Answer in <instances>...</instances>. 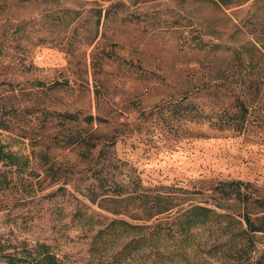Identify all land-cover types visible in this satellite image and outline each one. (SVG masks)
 Masks as SVG:
<instances>
[{"label": "rangeland", "instance_id": "rangeland-1", "mask_svg": "<svg viewBox=\"0 0 264 264\" xmlns=\"http://www.w3.org/2000/svg\"><path fill=\"white\" fill-rule=\"evenodd\" d=\"M227 1L0 0V138L30 159L0 162L1 244L124 264L114 220L167 230L200 206L217 215L173 261L239 263L218 230L264 216V0Z\"/></svg>", "mask_w": 264, "mask_h": 264}, {"label": "trees", "instance_id": "trees-1", "mask_svg": "<svg viewBox=\"0 0 264 264\" xmlns=\"http://www.w3.org/2000/svg\"><path fill=\"white\" fill-rule=\"evenodd\" d=\"M220 1H223L224 4L229 2L227 0ZM89 119L92 120L93 118L90 117ZM0 129L5 130L6 128L0 125ZM0 162H5L9 166L23 171L30 167V159L9 149V144L2 138H0ZM10 183L11 181L6 175L0 174V190L8 189ZM223 185L232 188L233 192L239 196L242 194V187H247L242 182L234 181L226 182ZM227 194L231 195L230 193ZM245 201L248 202V200ZM216 215L215 211L208 207L193 206L177 217L175 228L170 227L166 230L161 225H134L122 220H114L108 228L117 224L122 226L124 228L122 232L126 233L120 247L117 244L113 246L114 249H117L115 255L120 262L123 261L124 264H176L173 261L175 259L173 256L176 254L182 260L190 258L198 246L194 234L196 228L211 222ZM218 215L230 219V216ZM244 219L245 223L242 220L231 219L227 225L228 227L222 228L220 226L218 232L221 235L228 234L231 229L230 226H234L236 234L242 237L237 252L238 264H264V255L256 257L257 235H264V216L252 221L249 215H245ZM223 229L225 230L222 231ZM101 234L102 230H99L91 243V252L93 253L99 252L101 247L112 242L102 240ZM156 237L158 239H155ZM165 237L175 239L174 250L167 251L169 248ZM20 247V250L17 248L11 250L12 246L0 242V260H3L6 264H66L57 253L51 250V246L48 244H22ZM6 251L8 252L6 253ZM244 257L247 259L242 262L241 259Z\"/></svg>", "mask_w": 264, "mask_h": 264}]
</instances>
